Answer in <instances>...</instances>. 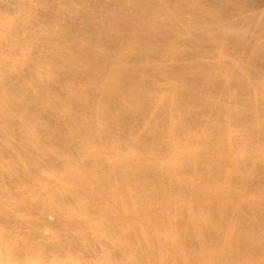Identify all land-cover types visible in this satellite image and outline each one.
I'll use <instances>...</instances> for the list:
<instances>
[{"label": "bare ground", "instance_id": "bare-ground-1", "mask_svg": "<svg viewBox=\"0 0 264 264\" xmlns=\"http://www.w3.org/2000/svg\"><path fill=\"white\" fill-rule=\"evenodd\" d=\"M25 149L0 264H264V0H0V152Z\"/></svg>", "mask_w": 264, "mask_h": 264}, {"label": "rangeland", "instance_id": "rangeland-1", "mask_svg": "<svg viewBox=\"0 0 264 264\" xmlns=\"http://www.w3.org/2000/svg\"><path fill=\"white\" fill-rule=\"evenodd\" d=\"M14 4V5H13ZM12 5L15 7V3H12ZM0 156H38L36 151L30 152L29 150L25 149L23 152L20 154H12L8 152L7 150H2L0 152ZM248 224V223H246ZM208 227V226H207ZM235 232V231H234ZM232 232V233H234ZM68 237L71 239H74V236L68 235ZM102 250L106 251L108 254L111 256H115L116 254L119 253H124L126 252L125 249H123V245L120 244H112L110 241L105 240V246L102 248ZM263 253V252H262ZM264 254V253H263ZM168 264V262H166ZM169 264H175V263H169ZM199 264V263H198ZM202 264H210L209 261H204Z\"/></svg>", "mask_w": 264, "mask_h": 264}]
</instances>
